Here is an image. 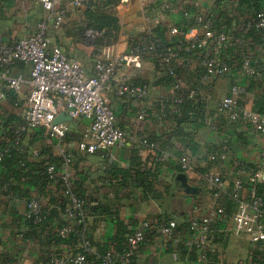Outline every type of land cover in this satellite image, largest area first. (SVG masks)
<instances>
[{"label":"crops","instance_id":"1","mask_svg":"<svg viewBox=\"0 0 264 264\" xmlns=\"http://www.w3.org/2000/svg\"><path fill=\"white\" fill-rule=\"evenodd\" d=\"M64 2L68 24L51 29L49 41L78 60L86 75H92L95 51L102 47L96 48L92 40L82 38L79 24L84 19V12L71 7L69 0ZM220 5L226 11L227 19L218 21L219 30L238 36L242 21L253 14L246 5L237 7L238 0H102L91 10H104L117 17L119 28L115 32L112 51L122 54L128 53L136 41L151 36L174 44L178 37L200 34L194 16H206ZM261 5L264 7V0ZM185 11L189 12L187 16ZM46 14L43 7L34 1L0 0V41L13 45L17 39L31 34ZM244 44L243 49L255 69L254 75L242 71L240 47L221 53V57L230 64V72L224 77L205 75L199 64V49L174 62L175 77L183 87L195 88L206 99L205 118L198 123L158 120L151 104L172 94L171 83L167 81V74L158 68L157 57L145 54L136 64H122L116 76L117 81L147 83L149 90L143 99L115 95L114 83L104 91L115 111L117 126L125 137L122 146L110 147L103 157L98 153L80 152L76 144L87 125L83 123L84 126L78 127L77 138L70 137L68 128L65 146L74 152L73 188L88 197L91 205L87 213L86 236L93 244V254L120 247L126 235L144 220L156 223L173 219L181 230L187 226L193 210L195 214H205L210 207L222 206L225 215L211 225V244L204 261L197 254L191 255L182 245H173L167 237L149 234L140 244L131 264H247L253 245L245 235H235L229 229V194L240 169L237 162H240L246 170L242 174L243 179L247 178L246 173L250 169L261 170L258 184L263 185L261 194L264 196V160L259 159V153L264 149V135L242 121L228 123L217 111L218 101L228 94L233 84L243 88L240 104L245 107H251L264 89V45L255 35L246 36ZM11 74L27 78L29 65L15 62ZM26 92L27 87L23 86L20 97L25 98ZM14 99L10 91H5L4 98L0 100V130L11 118L20 117L13 105ZM142 109L145 114L139 119L137 116ZM180 131L191 132L193 141L198 144L197 150L193 151L183 143L184 136ZM142 135L152 138L156 147H144L133 140ZM0 137L6 139L5 133L0 131ZM25 139L32 141L33 150L40 152L39 156L29 155L28 160L32 164L29 175L16 180L12 175L7 177L6 169L0 167V182H11L23 192L19 197L5 185L0 189V264H46L53 250L80 251L82 248L80 237L71 235L61 240L57 235V228L62 223L60 206L64 197L61 185L49 184L43 177L44 168L51 161L47 153L50 146L43 137V129L27 130ZM222 146L228 149L227 160H210L209 155ZM159 151L167 152L169 158L155 163L154 156ZM180 155L189 157L195 167L194 172L187 174L181 171ZM208 172L219 173L223 179L217 195L203 178ZM181 173L186 176V184L195 187L197 193L184 192L182 182L177 179ZM27 193H34L49 212L50 219L42 227L33 228L25 218L24 195Z\"/></svg>","mask_w":264,"mask_h":264},{"label":"built area","instance_id":"2","mask_svg":"<svg viewBox=\"0 0 264 264\" xmlns=\"http://www.w3.org/2000/svg\"><path fill=\"white\" fill-rule=\"evenodd\" d=\"M28 1L39 3L47 14L38 21L31 34L17 39L13 45H5L0 41V83H2L0 100L4 98L5 91H10L15 98L13 105L18 109L22 120L15 130L12 141L6 140V143H2L0 139V161L10 151L11 145L20 142L22 132L35 128L43 129V137L50 145L48 156L51 159L45 167V177L49 184L61 185V194L66 199L63 209L65 222L57 228V235L65 240L70 234H76L82 240L80 251L53 250L46 264H89L85 253L93 252V244L85 237L88 217L85 206L88 203L73 190L74 152L65 146L67 122L54 124V118L60 113L72 119L91 118V123L81 133L76 149L84 153H98L103 157L110 147L122 146L125 138L117 126L115 111L104 91L114 83L115 95L141 100L149 90L147 83L132 84L117 81V72L122 64H136L142 55L150 54L158 57L160 71L174 77V83L171 85L172 94L157 99L151 104L158 120L161 121L171 115L181 114L180 105L184 101V96L176 94V91L183 88V85L179 78L175 77L173 62L183 59L182 55V58L180 57V54L184 53L182 51L199 49L201 52L199 64L207 76L224 77L230 72V64L221 57V53L235 47H240L242 71L247 75H254L255 69L243 49L245 44L242 36H234L226 31H215L210 19L196 15L194 19L201 32L189 38L184 35L187 44L184 45L185 47L182 46L183 41H179L176 46L166 45L155 36L136 41L128 53H115L112 51V46L107 45L96 51L93 58V74L86 75L78 60L69 57L59 46L49 41V31L59 29L67 18L68 10L64 0ZM100 1L102 0H69V5L76 10L84 11L93 9ZM188 14L189 12H184V15ZM251 29H264V10L257 12L240 26V31L243 33ZM86 35L94 37L98 33L87 31ZM262 41L264 42V36ZM15 62L29 65L27 78L11 74V67ZM23 86L27 87L25 98L20 97ZM187 90V98L195 95L194 90L188 88ZM242 93L243 88L239 84L231 85L228 94L218 101L217 111L224 115L228 123L242 121L264 135V113H259L255 109V103L251 107L241 105ZM144 114L145 111L142 109L137 117L142 119ZM133 140L144 147H156L154 141L143 135ZM32 154L38 156L39 151L32 150ZM227 157L226 146L209 155L212 161L223 162ZM168 158L167 152L159 151L154 156V162H164ZM259 159L264 160V149L259 153ZM178 162L182 172L189 174L195 171L187 155H180ZM237 163L240 169L233 180L229 194L232 209L229 229L235 235H245L253 245L247 257V264H264V197L257 192L261 170L250 169L246 173L247 178L243 179L242 174H245L246 170L242 163ZM203 178L215 191L214 195H217L223 184L221 175L208 172ZM25 206V217L33 224L42 223L46 219L48 212L34 193H31L25 201ZM190 214L187 226L181 230H178V225L173 219L156 223L142 221L137 228L126 235L120 247H110L105 250L100 264H131L140 244L149 234L167 237L173 245H183L188 250L193 249L197 251L199 259L204 261L211 244V225L224 217L225 209L222 206H213L205 214H195L194 210ZM74 224L81 226L76 233Z\"/></svg>","mask_w":264,"mask_h":264},{"label":"trees","instance_id":"3","mask_svg":"<svg viewBox=\"0 0 264 264\" xmlns=\"http://www.w3.org/2000/svg\"><path fill=\"white\" fill-rule=\"evenodd\" d=\"M261 1L262 0H238L237 7L240 8L243 5H246L247 8H249V9L251 8L253 11V14L251 15V17H253V16H255V14L257 12L264 10V7H262V5H261ZM83 12H84L83 13L84 19L79 24V27H80L79 32H80L83 39L88 38V36L86 35L87 31H92L94 33H98V35H94V37H92V39H91L93 41V43L96 45V48L107 46V45H110L111 43L115 42V40H116V36H115L116 33L115 32L119 28L118 19L116 16H114L111 13H108L104 10L94 11V10L88 9V10H84ZM224 13H226V11L223 10L222 6L220 5L212 13L205 16L208 19H210V21L212 23V28L215 31H223V30H219L220 28L218 26V23H219L218 21L223 20V19H227V17L224 15ZM248 19L249 18L243 20L242 23H244ZM242 23H241V25H242ZM216 29H218V30H216ZM183 31H185V29ZM239 35L242 36L243 39H245L246 36L255 35V38H257V39L259 38L260 44L264 45V42L262 41V37L264 36V29H260V30L251 29L246 33L239 31ZM159 40L162 43H164L163 40H161V39H159ZM179 41H183L182 46L187 45L186 41L184 40V36L178 37L174 44H168V45L176 46ZM165 44L167 45V43H165ZM197 51L200 52L199 50H197ZM182 52H184V53L180 54V57L182 55V57L185 58V56L187 54L193 52V50L188 51V52H186V51H182ZM199 54H201V52ZM157 59H158V57H157ZM174 62H173V65H174V68L176 71V67H175ZM166 77H167V81L169 83H171V85H172L174 83V78L168 74L166 75ZM188 89L194 90L195 95L191 98H187V95H188L187 94L188 93L187 88L183 87V88L177 90L176 94H182L184 96V101L180 105L181 114L180 115H171L167 119L175 120L176 123L181 124V123H198L199 121H202L205 118L206 107H207L205 97L200 95L199 92H197L195 88H188ZM254 103H255V109L259 113H264V89L261 91V94L255 99ZM167 119H164V120H167ZM224 119H225V117H224ZM164 120H162V121H164ZM225 121H226V119H225ZM21 122H22V120L20 119V117H14V118H11L10 120H8L7 122H5V125L3 126V128H1L0 131L5 133V137L9 142L12 141L13 138L15 137V130H16L17 126L19 124H21ZM67 125H68V128L70 129L69 135L72 138H77L79 136L78 127L80 125L84 126L81 119H75L74 121L67 123ZM180 128L181 127L179 126V130H180ZM26 132H27V130H25L24 132L21 133L20 142L16 145H11L10 151L0 161V167H3L6 169V172L8 175L7 177L12 175L16 180H19L20 178H22V176H28L29 171L32 169V164L28 160L29 155L32 154V150H33L32 141L25 139ZM180 132L184 136V140H182L183 143L188 145L189 148H191L193 151L197 150L198 144L193 141L191 132H184V131H180ZM0 139H1L2 143H6L5 138L0 137ZM151 139L152 138H150L149 140H151ZM216 151H219V150L216 149L214 152H216ZM49 152H50V147H49V150L47 152L48 155H49ZM39 155H40V152H39L38 156ZM44 175H45V173H44ZM43 177H44L45 181H47L46 177L45 176H43ZM3 181L7 182V181H5V179ZM2 185L7 186V189L10 192H12V194L15 195L16 193H18L19 197L23 196V192L19 189V187L17 185H13L11 182L8 184L0 182V187ZM73 190H74V188H73ZM74 192L77 193L78 196L84 197L86 199L88 204L85 206V209H86V212L89 213L90 208H91L89 198L86 197L85 195H83L82 193H78L76 190H74ZM257 192H258V194L262 195L261 193L263 192V185L261 183L257 185ZM24 196H25V201H26L29 198L30 194L27 193ZM65 204H66V199H63V202L60 206L62 211L65 207ZM87 216H88V214H87ZM49 219H50L49 212L47 213L46 219L42 223H39V224H33L30 219L26 218L28 223L33 228L42 227L44 224H46L48 222ZM64 222H65L64 216H62V223L59 225V227H61L64 224ZM74 228H75V233H76L80 230L81 226L74 224ZM71 235L80 237L79 235H76V234H70V236ZM85 237L87 238L86 234H85ZM182 248L186 249L187 251H190L191 255H193V256H194V254L195 255L197 254V251H195L193 249L188 250L183 245H182ZM105 250L101 253L96 252L95 254H93L92 252L91 253L86 252L85 253L86 254V260L88 261L89 264H100L101 256L103 255Z\"/></svg>","mask_w":264,"mask_h":264},{"label":"water","instance_id":"4","mask_svg":"<svg viewBox=\"0 0 264 264\" xmlns=\"http://www.w3.org/2000/svg\"><path fill=\"white\" fill-rule=\"evenodd\" d=\"M73 119L70 117V116H67L63 113H60L59 115H57L55 118H54V121L53 123L56 124V123H59V122H71ZM91 118H86V117H83L82 118V121L83 123H85L87 126L91 123ZM177 179H179L181 182H182V185L184 187V192L185 193H197L198 190L195 188V187H189L187 184H186V176L185 174L181 173L177 176ZM209 264H214V263H209Z\"/></svg>","mask_w":264,"mask_h":264},{"label":"rangeland","instance_id":"5","mask_svg":"<svg viewBox=\"0 0 264 264\" xmlns=\"http://www.w3.org/2000/svg\"><path fill=\"white\" fill-rule=\"evenodd\" d=\"M68 18H69V17H68V15H67V18H66L65 23L63 24V26H65L66 23L68 24V22H67V21H68ZM69 21H70V20H69ZM67 24H66V25H67ZM115 35H116V34H115ZM91 39H92V37H88V40H91ZM115 41H116V40H115ZM111 44H112V45H111ZM111 44H110V46H113V45L115 44V42H114V43H111ZM95 53H96V52H95Z\"/></svg>","mask_w":264,"mask_h":264}]
</instances>
